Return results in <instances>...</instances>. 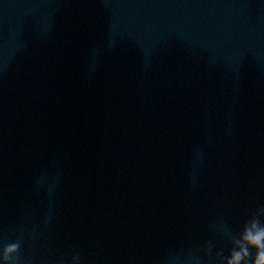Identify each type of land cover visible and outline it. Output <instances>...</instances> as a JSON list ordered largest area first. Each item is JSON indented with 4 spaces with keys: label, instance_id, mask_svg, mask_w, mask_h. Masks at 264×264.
<instances>
[{
    "label": "water",
    "instance_id": "1",
    "mask_svg": "<svg viewBox=\"0 0 264 264\" xmlns=\"http://www.w3.org/2000/svg\"><path fill=\"white\" fill-rule=\"evenodd\" d=\"M232 4L0 0V264L166 263Z\"/></svg>",
    "mask_w": 264,
    "mask_h": 264
},
{
    "label": "clouds",
    "instance_id": "2",
    "mask_svg": "<svg viewBox=\"0 0 264 264\" xmlns=\"http://www.w3.org/2000/svg\"><path fill=\"white\" fill-rule=\"evenodd\" d=\"M232 244L226 264H264V224L258 219L247 222L242 232L232 237ZM18 247V244L11 245L7 251L11 253Z\"/></svg>",
    "mask_w": 264,
    "mask_h": 264
}]
</instances>
